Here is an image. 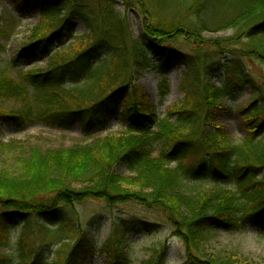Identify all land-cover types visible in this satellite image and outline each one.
<instances>
[{"label":"trees","instance_id":"obj_1","mask_svg":"<svg viewBox=\"0 0 264 264\" xmlns=\"http://www.w3.org/2000/svg\"><path fill=\"white\" fill-rule=\"evenodd\" d=\"M10 1L19 13L37 14L42 21L10 67L40 57L47 65L36 64L20 81L0 70V152L20 149L27 172L23 179L6 180V191L0 193V264H85L99 251L109 252V264H131L118 231L98 250L67 220L50 227L64 211L89 201L160 212L192 262L201 263L220 230H264V0H121L125 8L145 16L144 39L133 44L114 0ZM170 15L176 17L166 22ZM75 17L88 32L67 44L63 34ZM211 17L215 26L233 30L234 36L205 40ZM5 34L0 19V39ZM177 39L191 52L164 48ZM227 53L230 61L223 58ZM172 66L185 69L184 99L163 118L144 113L150 103L133 86V70L166 76ZM222 72L224 82L212 85ZM242 85L250 88L253 99L239 112L246 136L235 141L218 122L220 113L228 111L224 98ZM6 101L19 107L4 110ZM115 121L123 128L119 135L70 150L43 153L1 140V125H79L91 133ZM117 166L128 174H117ZM16 222L23 227L16 252L8 254L4 249L12 242ZM151 252L141 264H164V253ZM211 264L233 263L217 259Z\"/></svg>","mask_w":264,"mask_h":264},{"label":"rangeland","instance_id":"obj_2","mask_svg":"<svg viewBox=\"0 0 264 264\" xmlns=\"http://www.w3.org/2000/svg\"><path fill=\"white\" fill-rule=\"evenodd\" d=\"M114 2L116 12L124 21L128 33V42L133 44L137 40H143L146 34L144 14L133 8H125L121 0H114ZM64 13L65 11L63 16L67 17L68 14ZM173 17L176 16L167 17L166 22ZM0 19L6 30L5 36L0 39V44L4 47L0 50V70L6 71L16 81H20L26 71L37 69L36 64L45 68L47 64L44 57H40L35 63L22 60L16 68L9 65V62L16 58L24 48L31 33L41 26L42 21L39 16L37 14L19 13L10 0H0ZM215 20V17L208 18L207 22L212 26L204 32L202 37L207 41L230 40L234 36V31L215 26ZM67 32H64L63 36L68 44L71 37L82 36L88 30L84 23L75 17L68 20ZM164 48L177 49L184 53L191 52L188 45L181 42L180 39L165 44ZM149 57L154 61L155 67L158 68L159 64L156 59L150 54ZM223 58L229 61L232 59L229 53L224 54ZM184 70V67L172 66L166 76L151 69L136 68L133 70V86L139 87L144 93L143 96L148 98L149 102L147 103H150L149 107L143 109L144 113L163 118L172 107L184 99L181 89ZM224 78L222 72L217 74L211 83L218 86L224 82ZM252 99L250 88L242 85L241 89L234 88V91L223 100L222 104L228 111L220 113L218 123L228 131L235 141H240L246 136V130L242 127V118L239 116V112ZM1 106L4 110H10L18 108L19 103L17 105L16 101H6ZM1 130L3 142L7 144L11 142L21 143L26 146V149L33 147L47 153L84 147L96 139L111 135L117 136L123 131V128L119 121H115L109 127L96 129L91 133L84 132L79 125L60 129L43 123H29L24 129L1 125ZM20 154H22L20 149L12 152H0V193L6 191V180L13 181L11 179H23L27 176L26 164L19 159ZM116 172L119 175L128 174L123 166H117ZM8 194L13 197L11 192ZM65 220L78 228L80 233L87 234L89 240L94 243L98 250L103 249L104 245L114 240L115 232L118 231L119 238H125L131 264H141V262L148 260L153 248L165 254L164 264H211L217 259L222 262L231 261L233 264H264V230L251 226L234 232L220 230L215 233L206 246L200 263L190 261L185 243L175 235L173 225L158 211L132 204H122L110 208L102 202L89 201L64 211L62 215L60 214L55 218V222L49 223V225L51 228H55L56 224ZM148 224L152 226L146 229ZM22 227V222H16L12 226V242L9 247L4 249L5 253L16 252L17 238ZM45 249L48 250L47 247ZM54 249L55 247H52L47 252V256ZM110 262L109 252L99 251L94 257H90L85 264H109Z\"/></svg>","mask_w":264,"mask_h":264}]
</instances>
